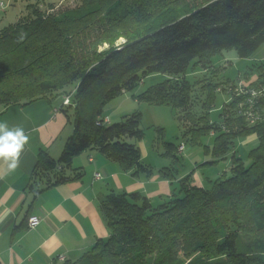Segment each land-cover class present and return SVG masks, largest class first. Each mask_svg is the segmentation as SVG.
<instances>
[{"label": "trees", "instance_id": "trees-1", "mask_svg": "<svg viewBox=\"0 0 264 264\" xmlns=\"http://www.w3.org/2000/svg\"><path fill=\"white\" fill-rule=\"evenodd\" d=\"M122 38L125 43L116 46ZM105 44L109 49L100 51ZM262 46L264 0H76L60 9L50 4L47 11L30 4L16 23L0 28V110L45 97L63 108L67 93L75 108L68 113L75 129L59 158L39 156L30 183L36 195L81 180L84 171L72 163L89 149L124 171H149L131 141L145 137L142 114L104 123L103 111L154 74L166 78L134 98L180 111L184 137L192 142L215 136L217 159H226L239 138L258 141L249 164L235 151L230 176L224 172L211 188L193 185L187 176L180 195L157 205L138 192L110 194L101 204L109 238L80 259L57 264H264V120L251 126L239 115L236 98L223 105L222 120L212 122L214 88L199 104L204 115L188 112L196 106L191 70L215 68L214 59L233 50L248 58ZM257 104L263 112L264 95ZM188 121L198 128H187ZM166 146L174 155L181 145Z\"/></svg>", "mask_w": 264, "mask_h": 264}, {"label": "crops", "instance_id": "crops-1", "mask_svg": "<svg viewBox=\"0 0 264 264\" xmlns=\"http://www.w3.org/2000/svg\"><path fill=\"white\" fill-rule=\"evenodd\" d=\"M58 104L59 101L55 106V102L45 97L0 110V123L10 129L22 128L29 137L15 170H9L7 162L0 158L2 264H56L61 256L76 261L98 240L109 238L101 204L110 194L138 192L157 205L178 194L184 178L194 176L178 177L165 168H149L143 160L149 171L135 175L98 150L89 149L72 163L74 168L84 171L81 180L62 183L36 195L30 183L40 154L48 153L58 159L61 155L58 156V151L64 149L75 129L74 119ZM252 139L242 140L243 145ZM98 173L102 178H97ZM195 177V182H189L204 187L200 175ZM34 216L40 218V223L31 228L29 219Z\"/></svg>", "mask_w": 264, "mask_h": 264}, {"label": "rangeland", "instance_id": "rangeland-1", "mask_svg": "<svg viewBox=\"0 0 264 264\" xmlns=\"http://www.w3.org/2000/svg\"><path fill=\"white\" fill-rule=\"evenodd\" d=\"M75 3L76 0H0V28L16 23L21 16L27 14L30 4L38 5L42 11H47L50 4H56L58 9H60L68 5L74 6ZM125 41L124 38L118 40L116 46H121ZM109 47L110 45L105 44L100 47V51L107 50ZM225 57H220V60H218L219 58L214 59L218 68L197 69L195 72L191 70L188 73V78L191 81L197 80L192 94L196 106L188 111L193 116L200 117L205 114L199 104H203L207 100L212 88L216 92L215 106L210 114L212 122L222 120L220 113L223 112L225 103H232L236 98H240V102L237 104V111L240 112L241 105L247 106L250 101H252L253 105L259 101L257 94H262L261 97L264 95L262 93V90L264 91L262 89V86H264L262 83L264 75L261 77L257 69L264 59V46L248 58L239 57L235 50L226 52ZM165 78L166 76L163 74L148 76L134 92L125 93L113 99L105 106L103 111L104 117L109 116L112 123H118L123 120L124 116L118 115L119 113L140 112L142 114L141 126L145 132V137L141 141L134 139L131 141L138 144L144 163L148 164L149 168H165L167 172L170 170L169 172L178 177L194 174L193 178L190 176L189 181L191 182H195V175L199 174L206 188H211L213 182L222 177L224 172L227 171V176H230L232 156L235 151H237L236 155L238 157L242 158L246 164H249L248 154L251 149L257 146V138L253 137L254 139L246 145L242 143V140H247L246 137L237 139L235 146L227 154V158L217 159L212 152L215 136H204L198 141L192 142L191 138L184 137L186 128L180 124V111L167 105H152L134 98L135 95L141 94L152 85L165 80ZM70 96L69 93L65 94L63 97L64 102ZM48 99L55 102V106H57L58 101L55 97H48ZM63 106V111L66 113H75V108L71 102L64 103ZM256 107L261 109L258 104ZM247 110L245 109V112ZM185 125L187 128L191 127V129L198 128L196 122L188 121ZM68 132H65L66 136ZM166 143H173L177 147L185 144V147L181 151L179 146L173 155L167 152ZM62 150L63 148L58 151V156ZM177 153L181 155H177ZM251 238H253V235L243 236L244 240H250Z\"/></svg>", "mask_w": 264, "mask_h": 264}, {"label": "clouds", "instance_id": "clouds-1", "mask_svg": "<svg viewBox=\"0 0 264 264\" xmlns=\"http://www.w3.org/2000/svg\"><path fill=\"white\" fill-rule=\"evenodd\" d=\"M28 139L22 128L10 129L7 124L0 123V158L7 162L9 170L18 167L20 154Z\"/></svg>", "mask_w": 264, "mask_h": 264}, {"label": "built area", "instance_id": "built-area-1", "mask_svg": "<svg viewBox=\"0 0 264 264\" xmlns=\"http://www.w3.org/2000/svg\"><path fill=\"white\" fill-rule=\"evenodd\" d=\"M261 95L262 94H257V97H258V100L261 98ZM68 102H71V99L68 98L64 103H68ZM258 103V102H257ZM257 103H254L252 105V101H250L247 106L246 105H241L242 108H240V112H239V115H241L243 118L246 119V121L252 126V125H257L259 122L263 121L264 120V113L261 112L257 107ZM246 106V107H245ZM245 109H248L246 112H245ZM103 122L104 123H110V120L108 118H104L103 119ZM184 147H185V144H181L180 146V150L183 151L184 150ZM97 178L100 179L102 178V175L101 173H98L97 175ZM40 223V218L39 217H31L29 219V226L31 228H35L38 224ZM64 261H66V258L64 256H61L59 257L58 261L59 263H63ZM57 264V263H56Z\"/></svg>", "mask_w": 264, "mask_h": 264}]
</instances>
